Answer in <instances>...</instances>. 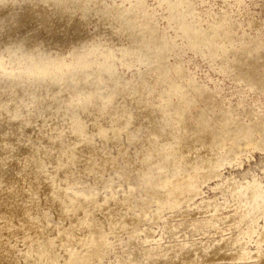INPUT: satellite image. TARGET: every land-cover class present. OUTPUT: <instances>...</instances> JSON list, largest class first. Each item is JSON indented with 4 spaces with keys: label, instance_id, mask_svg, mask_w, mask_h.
Returning <instances> with one entry per match:
<instances>
[{
    "label": "rangeland",
    "instance_id": "rangeland-1",
    "mask_svg": "<svg viewBox=\"0 0 264 264\" xmlns=\"http://www.w3.org/2000/svg\"><path fill=\"white\" fill-rule=\"evenodd\" d=\"M174 3L176 8L171 12L169 8ZM143 17L150 19L152 26H157L169 45H177L175 50L166 53L169 68L165 72L160 73L154 67L151 49L156 46L155 42L144 45L141 42L143 36L137 30L128 35L122 30L123 18L147 28L148 23L142 21ZM178 21H185L197 30L214 29L221 35L218 39L221 47L217 49L205 43L198 49L194 48L182 36ZM89 51L92 52L86 57ZM233 62H239V67ZM175 67L182 68L184 79ZM246 67L255 76L246 74ZM262 75L264 0H0V104L10 110H0V264H55L58 258L53 256H56L59 246H78V241L87 232L96 235L98 230L95 227L82 230V224L84 220L96 219L97 211L90 202L80 200L76 192L89 196L94 204L104 202L112 194L118 201L132 188L134 209H147L149 212L155 209L151 194L154 185L149 183L158 176V166L163 159L159 158L157 165L149 166V181L133 164L136 162L139 165V156L148 155L150 146H156L154 136L157 132L146 123L145 117L140 116L144 109L131 101L132 92L145 98L152 89L160 91L169 83L181 84L192 80L194 84L213 92L211 101L215 103L214 111L204 108L212 105L206 99L199 104L177 103L156 120L159 124L156 128L170 131L178 124L177 120L171 121L172 115L179 111L182 121L189 125L209 121L215 128L221 129L216 117L219 106L234 109L233 116L240 121L249 123L248 114L252 112L264 121V85L257 81ZM64 87L66 91L61 94ZM90 94L94 98H90L89 102L87 95ZM107 94L117 97L107 104L110 110H115L122 101L134 118L125 127L119 143L108 140L104 145L95 132L90 134L99 151L94 160L100 162V152H108L115 158V163L98 178L92 177L83 173L89 154L80 150L76 167L79 166L77 170H82V173L73 175L66 184L60 172V164L66 162V154L60 155L59 147L49 137L58 136V129L61 128L63 144H70L72 136L69 128L60 123L62 117L79 111L77 105L94 104L97 96ZM52 95L57 97V101L50 100ZM149 97L148 105L152 110L155 104L164 103L162 98ZM176 101L173 96L172 102ZM91 110L88 108L82 116L90 117ZM243 111V114H238ZM13 112L20 113L18 121H10L9 116ZM136 112L138 115H135ZM103 123L110 125L107 120ZM256 137L259 139L258 134ZM173 139L175 141L177 137ZM225 144L229 146L230 142L225 141ZM221 150L224 153V149ZM262 150L249 146L235 162H225L219 179L210 180L202 186V199L223 201L226 198L232 202L231 195L228 192L225 193L229 195H225L223 188L212 189L215 184L227 180L244 184L253 176L264 183ZM165 155L168 156L167 148ZM166 173L163 170V174ZM52 181L60 189L55 196L50 194ZM69 197L75 198L73 202ZM202 199L197 198L195 203L200 205ZM190 207L192 211H189ZM184 208L183 214L180 209L165 210L159 217L162 219L158 220L148 216L139 222V227L152 229L149 237L154 238L159 237L162 228L165 229V244L200 240L217 242L220 239L223 232L216 234V229L208 224L201 223L198 228L189 224L194 216H207L209 212H198L193 203L183 206L182 210ZM224 209V213L233 212ZM172 214L175 217L172 218ZM189 215L193 217L187 220ZM165 217L167 221L170 219V224L185 222L176 230L173 227L166 230ZM224 224L221 231L224 230L226 235L235 230L228 228L230 230L227 231L229 226ZM262 226L263 220H260L255 230L260 231ZM117 235L119 240L116 241L114 236L112 239L116 241L114 246L119 254L125 252L123 256L126 259L132 256L147 263L141 253V248L146 246L139 248L132 245L124 229L119 230ZM255 235L247 239L251 250L256 249ZM140 237H145L144 231L137 233V242H140ZM109 258L113 260V253ZM218 259H209L206 264L245 263L244 260L228 262ZM108 260L103 264H109ZM246 260V263L254 262Z\"/></svg>",
    "mask_w": 264,
    "mask_h": 264
},
{
    "label": "bare ground",
    "instance_id": "bare-ground-1",
    "mask_svg": "<svg viewBox=\"0 0 264 264\" xmlns=\"http://www.w3.org/2000/svg\"><path fill=\"white\" fill-rule=\"evenodd\" d=\"M175 8L176 3L171 5L169 9L173 12ZM142 21L148 23L147 28L140 27L136 21H129L126 18H123L122 30L125 31L127 35L131 31L137 30L138 34L141 37L143 36L141 42L144 45H147L150 42H155L156 46H154V49H151L154 67H156L160 73L165 72L169 68L166 63V53L175 50L177 45H169L165 40L164 35L160 34L158 31L157 26L154 27L151 25L150 19L143 17ZM177 25L180 28L182 36L188 41V44L194 48L198 49L205 43H209L217 49L221 47L218 42L221 35L214 29L208 31L197 30L192 28L189 23L185 21H178ZM133 48H135V46H133ZM91 52L92 51H89L86 54V57H88ZM232 64L237 67L240 65L239 62H233ZM175 70L179 71L178 73L180 74V77L184 79L185 74L183 73L182 68L175 67ZM244 71L252 77L255 76L249 67H246ZM257 81H261L264 85V76L262 75V77H259ZM64 91H66L65 87L62 88L61 94H64ZM212 93L213 92H210L208 89L194 84L192 80L189 82L183 81L181 84L169 83L164 85L160 91L152 89L150 92L146 93L145 98L141 97L137 92H132L130 96L131 101L135 103L138 108L144 109L143 113L140 112L141 115H139L145 117L146 123L153 126L157 132L154 136L156 138V141L154 142L156 146H150V153L148 155H145L144 153L139 156V159L141 160L139 165L136 162H133V164L141 171L143 178L148 179L149 181L151 176L148 173L149 166L157 165L156 162H158L159 158L163 159L162 163L158 166V176L153 178V182L149 183L154 185L151 194L154 196L155 209H151L152 211L150 212L147 211V209H139V211L134 209L132 188H130L126 196L120 200L118 199V201L115 200L114 195L112 194L111 198H107L104 202L97 201L94 204H92L93 202L89 196L83 193L78 194L76 192V196L79 197L80 200L87 203L90 202V205L95 209L94 211H97L96 219L91 218L84 220L82 230L87 228L90 229V226H92L98 231L96 232V235L93 232L85 233L82 236V239L78 241V246H69L68 244L59 246L60 248L56 253V256H53L58 258V260L54 261L55 264H103L107 258L109 259V264H144L143 261L136 257L129 256L126 259L123 256L125 252L119 254L116 251L114 243L119 240L116 239L118 236L117 233L122 229H124V231L126 230L128 233L130 239L129 242H131L132 245H136V247L138 246L139 248L143 245L146 247L149 246V248H141V253L144 258L147 259L146 264H193L197 263V261H199V263L204 261L202 264H206V261L209 259H216L217 261V258H219L218 261L223 258L228 262H242V260H244L245 263L243 264H264V183L253 176L251 180H247L244 184L240 183L241 181L229 182L227 180L215 184L212 186V189L219 190V188H223L226 190L223 191L222 189L224 193L228 192L231 195L232 202L228 201L226 198H224L223 201H218L216 198L202 199L204 196L202 186L208 184L210 180L216 178L219 179L222 175L221 168L225 162L232 164V162L237 160V157L239 159V155L249 146L254 149H264V121L261 117L253 114L251 111L252 113H247L250 115L249 118L251 120L249 123H246L244 122L245 120L240 121L233 116L232 111L234 112V109L219 106V113L216 117L221 129L215 128L209 121L196 126L189 125L188 122L182 121V113L179 111H176L172 115L171 121L177 120L176 122H178V124L174 127L172 126L170 131L163 132L156 128L157 125H159L156 120H159L167 111L172 110V107L177 103L199 104L206 99L209 100L212 105L204 108L214 111L213 106L215 103L212 102ZM194 94L197 98H195ZM152 95L162 98L164 102L161 105H156L154 103V110L150 109L148 105L149 96ZM173 96L177 98L176 102H172ZM87 97V101H89L90 98H94L91 94L87 95ZM97 98L98 99L94 104H79L77 105L79 111L77 110L72 114L69 113L62 117L60 123L65 124L66 127L69 128V134L72 136V142L70 144L66 143V146L63 144L61 128L58 129L60 131L58 136L49 137L54 141V144L59 147L60 155L63 156V154H66V162L60 164V172L63 174L66 184L69 183V179L73 175L82 173V170H80L81 172H78L77 170L79 166L76 167V161L80 158L78 155L80 150H85L86 153L89 154V157L86 158L88 163L85 161L86 166L84 167L83 173L92 177L98 178L115 163V158H113L108 152H100V162L94 160L96 154L98 153L99 155V151L92 141L90 134L95 132L104 145L108 140H111L114 144L119 143L125 127L134 121L133 115L130 113L132 111H128V109H126L127 105L122 104V101H120L121 103L117 105L115 110H110V108L107 107L109 101L117 99V97L107 94L104 97L101 95L100 97L97 96ZM214 98L215 97H213V99ZM218 98L219 97H217V99ZM50 100L57 101V97L52 95ZM218 101L221 102L220 99ZM5 106L6 105L4 104H0V110L3 109L4 111H10L5 108ZM102 106L104 107L102 108ZM88 108L93 109L91 110L92 115L90 117H83L82 113ZM204 108L201 109L203 110ZM243 113L244 111L238 114ZM19 114L13 112L9 116L10 121H18L20 119ZM135 115H138V113ZM245 115L246 114H244V116ZM103 117L107 122L109 121L110 125H105L106 123H103L106 122L104 119V121L101 120ZM237 117H239V115ZM90 128H92L91 131H89ZM256 134L259 135V139L256 137ZM174 136L177 137L175 141L173 139ZM225 141L230 142L229 146H226ZM165 148H167L168 156L165 155ZM221 149H224V153ZM60 161L61 159L59 158L58 162ZM127 161L129 162L131 160ZM182 165L184 167H182ZM163 170L167 173L163 174ZM50 186H52V189L50 190L51 196H55V194L59 193L60 189H57L55 182L52 181ZM65 190L66 189H64V191ZM227 194L225 193V195ZM69 198L72 202L75 199L73 197ZM197 198L202 199L201 206L195 203ZM55 200L60 201L58 198H55ZM191 203H193L194 207H197L198 212H209V214L207 216L205 214L203 216L201 215L202 217H195L194 213H197V211H194L192 214L194 217L191 215L193 217L192 219L189 220V217L191 216H188L187 220H189V224L194 225L195 228H198L201 223L208 224L210 228L214 227L216 229V234L219 231V233L223 232L222 235H220V239L216 240L217 242H215V240H212L213 242L200 240L165 244L163 242L165 229L162 228L159 237L154 238L149 237L151 236L149 232L152 229H149L147 226L143 228L139 227V222L148 218V216L154 219L157 218L156 220H158L165 210L168 211L171 209H178V211L180 209V212L182 213L186 208L185 207L182 210V207L185 205L189 206ZM224 208L233 212L230 214L224 213ZM117 209H119V212ZM190 210L191 207L189 211ZM183 213H185V211ZM188 213L189 212H187V214ZM164 216L165 215H163V217ZM168 216L167 218H169ZM171 216L173 218V216L175 217V214H172ZM206 217L207 219L204 220ZM176 218L178 217L176 216ZM260 220H263V226L260 231H256L255 225H258ZM168 221L166 217L165 220H163L164 226L168 227H165L166 230L175 229L185 222L170 224L169 222L171 221ZM223 224L229 226L227 227V231L232 228L235 230H232L229 235H226L224 230L221 231ZM139 231H141V233L144 231L145 237H140V242H137L135 237H137ZM254 234H257L255 235L257 237L255 241L256 249L251 250L247 243V239H250ZM112 236L115 237L116 241L112 239ZM51 243L54 244V242ZM249 243L252 242L249 241ZM112 253L114 256L113 260L109 258ZM246 259L253 260L254 262L246 263Z\"/></svg>",
    "mask_w": 264,
    "mask_h": 264
}]
</instances>
